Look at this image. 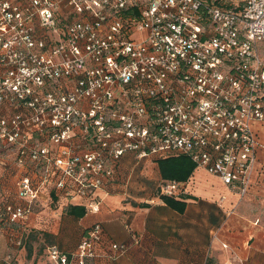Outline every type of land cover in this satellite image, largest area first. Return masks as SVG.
<instances>
[{
  "label": "built area",
  "instance_id": "built-area-1",
  "mask_svg": "<svg viewBox=\"0 0 264 264\" xmlns=\"http://www.w3.org/2000/svg\"><path fill=\"white\" fill-rule=\"evenodd\" d=\"M260 120L264 0H0V153L16 163L0 221L17 245L45 186L99 210L127 150L187 154L244 193ZM91 230L70 256L49 245L50 259L106 264L127 250L102 223Z\"/></svg>",
  "mask_w": 264,
  "mask_h": 264
},
{
  "label": "crops",
  "instance_id": "crops-1",
  "mask_svg": "<svg viewBox=\"0 0 264 264\" xmlns=\"http://www.w3.org/2000/svg\"><path fill=\"white\" fill-rule=\"evenodd\" d=\"M257 130L258 156L244 193L195 166L183 182L184 193L176 196L186 201L180 211L161 197V156L127 150L110 163L113 174L104 184L108 192L102 190L99 210H88L80 218L68 215L70 203L81 202L45 186L28 216V230L48 231L55 243L70 250L87 226L101 221L106 241L128 245L114 260L101 258L106 264H264V120L257 122ZM9 159L0 173L11 179L16 163ZM51 203L57 208L51 210ZM5 233L0 225L1 254L27 253L24 243L15 244Z\"/></svg>",
  "mask_w": 264,
  "mask_h": 264
},
{
  "label": "trees",
  "instance_id": "trees-1",
  "mask_svg": "<svg viewBox=\"0 0 264 264\" xmlns=\"http://www.w3.org/2000/svg\"><path fill=\"white\" fill-rule=\"evenodd\" d=\"M196 164L195 161L189 156V155H184V154H174L171 156H167V157H160L159 158V169L161 170V174L163 177V180H172V179H176L182 182H185L187 178H189V176L192 174L194 168H195ZM161 197L167 202V204H169L172 207H175L177 209H179L180 211L185 209L186 206V201L176 198V196L174 195H167V194H163L160 193ZM36 204V203H35ZM34 204V207L36 206ZM89 210L87 203H70V205L67 207L66 209V213L68 215H73L77 218L82 217L83 215H85V213ZM96 223H102L101 221H95L93 222L91 225L87 226L85 228V232L83 233V235L81 236V238L78 240V242L76 243V246L74 248H71L70 250L64 249L63 247H61L58 243L52 242L51 244L47 245V252H48V248L49 245H58L62 252H64L66 255L70 256L71 252L78 246L79 242L85 238V236L89 235L91 233V229L94 227V225ZM1 221H0V225H1ZM1 227H3L1 225ZM4 228V227H3ZM32 231H38L39 230H35V229H30V231L28 230V234L32 233ZM42 233L46 234V235H50L53 236L50 232L48 231H41ZM26 239V238H25ZM23 241L24 246L27 248V251L30 254H32L34 247L32 246L31 243H28L27 240ZM55 241V239H54ZM52 264H55L54 261H52L50 259ZM17 264V263H15Z\"/></svg>",
  "mask_w": 264,
  "mask_h": 264
},
{
  "label": "rangeland",
  "instance_id": "rangeland-1",
  "mask_svg": "<svg viewBox=\"0 0 264 264\" xmlns=\"http://www.w3.org/2000/svg\"><path fill=\"white\" fill-rule=\"evenodd\" d=\"M8 152H9V156L14 157L13 153H11L10 151H8ZM5 153H6L5 150H1L0 157L2 159H0V166H4V165L7 166V164H10L9 160L3 159L4 158L3 156L5 155ZM0 172H1V170H0ZM12 180H13L12 176L10 179L9 177L7 178L6 173L5 174L0 173V198H2L4 193H5V191L3 189V185L5 186V188L8 189V191L13 188L12 187ZM49 206H51V210L57 208L55 203H51ZM64 222H66L65 218H64ZM39 230H40V232L32 231V233H29L27 235L26 240L28 243L32 244V246L34 247V250H33L32 254H30V255H29L28 251H27V253L24 252L21 255H18V257L15 261L17 264H32L33 261L35 264H52L50 261L49 254L47 252V245L51 244L52 242H55L54 237L42 233L41 230H43V229H39ZM5 234L7 235V233H5ZM7 239L10 242V239L8 237H7ZM12 253H14V252H12ZM5 254H7V253L1 254V255L3 256Z\"/></svg>",
  "mask_w": 264,
  "mask_h": 264
}]
</instances>
